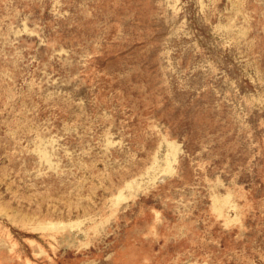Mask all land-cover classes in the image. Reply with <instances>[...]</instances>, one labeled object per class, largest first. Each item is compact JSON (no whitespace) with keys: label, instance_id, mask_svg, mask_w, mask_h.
<instances>
[{"label":"rangeland","instance_id":"1","mask_svg":"<svg viewBox=\"0 0 264 264\" xmlns=\"http://www.w3.org/2000/svg\"><path fill=\"white\" fill-rule=\"evenodd\" d=\"M0 264H264V0H0Z\"/></svg>","mask_w":264,"mask_h":264}]
</instances>
